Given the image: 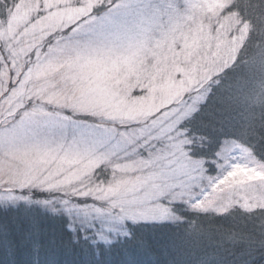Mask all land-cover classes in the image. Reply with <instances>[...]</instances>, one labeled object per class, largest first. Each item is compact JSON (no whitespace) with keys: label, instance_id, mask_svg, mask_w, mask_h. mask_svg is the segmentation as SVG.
Masks as SVG:
<instances>
[{"label":"snow or ice","instance_id":"1","mask_svg":"<svg viewBox=\"0 0 264 264\" xmlns=\"http://www.w3.org/2000/svg\"><path fill=\"white\" fill-rule=\"evenodd\" d=\"M0 264H264V0H0Z\"/></svg>","mask_w":264,"mask_h":264}]
</instances>
